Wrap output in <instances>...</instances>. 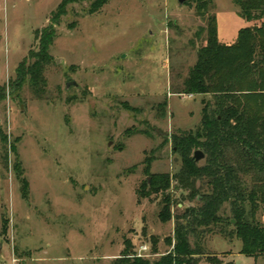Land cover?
Instances as JSON below:
<instances>
[{"label":"rangeland","instance_id":"374dc122","mask_svg":"<svg viewBox=\"0 0 264 264\" xmlns=\"http://www.w3.org/2000/svg\"><path fill=\"white\" fill-rule=\"evenodd\" d=\"M62 1L0 0V264H112L141 247L151 263L172 250L175 218L199 206L172 182V218L163 223V197L139 191L151 174L181 170L170 136L197 129L210 100L176 94L208 19L216 17L226 46L264 20L245 21L233 0H84L67 6L55 27L43 91L27 83L13 90L15 69L38 48L35 32ZM196 188L209 190L200 180ZM218 215L222 222L197 228L190 245L222 264H264V256L240 254L228 204ZM255 220L264 227V207ZM205 255L198 264H210Z\"/></svg>","mask_w":264,"mask_h":264},{"label":"trees","instance_id":"16d2710c","mask_svg":"<svg viewBox=\"0 0 264 264\" xmlns=\"http://www.w3.org/2000/svg\"><path fill=\"white\" fill-rule=\"evenodd\" d=\"M81 1L84 0H63L51 14L49 25L35 32L38 48L30 51L28 59L15 69V79L9 84L13 90L27 83L36 94L43 91L45 67L52 61L49 49L55 39V27L67 6ZM96 1L98 5L104 2ZM205 1L210 0L191 2L200 5ZM233 1L245 21L264 20V0ZM204 32L206 37L197 51L195 66L176 94L209 96L210 100L202 101L197 129L180 130L170 136V143L182 163L181 170L172 176L151 174L150 182H145L142 192L139 191L144 198L152 194L163 197L159 212L163 223L172 218V199L167 193L172 182L178 191H187L188 200H195L199 206L188 211L183 209L175 218L174 236L166 240L173 248L166 255L150 263L134 257L127 248L112 264H198V258L205 253L201 247L190 245L189 238L196 235L199 227L221 223L218 213L224 204H228L230 211L227 224L234 228L242 244L240 254L254 260L264 256V227L255 220L258 206L264 207V22L259 27L253 25L239 30L235 43L227 46L218 40L215 16L208 19ZM5 94L6 87L0 85V100ZM163 106L165 103L160 107ZM2 139L7 142L6 136ZM11 149L14 151V147ZM197 149L203 152V165H197L191 156ZM14 168L19 175L18 163ZM199 180L205 181L208 191H198ZM21 184L25 195L27 184L24 180ZM205 260L222 264L206 255Z\"/></svg>","mask_w":264,"mask_h":264},{"label":"water","instance_id":"95a60500","mask_svg":"<svg viewBox=\"0 0 264 264\" xmlns=\"http://www.w3.org/2000/svg\"><path fill=\"white\" fill-rule=\"evenodd\" d=\"M191 1H193V0H178V3L180 5H184V4L191 2ZM70 86H75V84L73 82L66 83V87H70ZM203 158H204V155L200 151L195 152L193 155V161L195 163H198V161L202 160Z\"/></svg>","mask_w":264,"mask_h":264},{"label":"built area","instance_id":"2783aa9c","mask_svg":"<svg viewBox=\"0 0 264 264\" xmlns=\"http://www.w3.org/2000/svg\"><path fill=\"white\" fill-rule=\"evenodd\" d=\"M145 250H146L145 247H141V248H140V251H139L140 255H138V257H141V252H143V251H145Z\"/></svg>","mask_w":264,"mask_h":264}]
</instances>
